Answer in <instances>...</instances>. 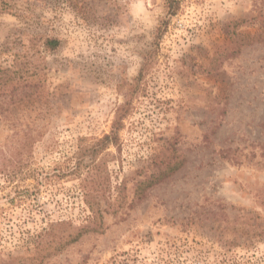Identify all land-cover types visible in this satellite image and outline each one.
Segmentation results:
<instances>
[{"label":"rangeland","instance_id":"rangeland-1","mask_svg":"<svg viewBox=\"0 0 264 264\" xmlns=\"http://www.w3.org/2000/svg\"><path fill=\"white\" fill-rule=\"evenodd\" d=\"M168 1L0 0V264H264V0Z\"/></svg>","mask_w":264,"mask_h":264},{"label":"trees","instance_id":"trees-1","mask_svg":"<svg viewBox=\"0 0 264 264\" xmlns=\"http://www.w3.org/2000/svg\"><path fill=\"white\" fill-rule=\"evenodd\" d=\"M169 4L173 3V1L169 0L168 1ZM170 7V6H169ZM171 9V8H170ZM173 11V12H172ZM175 10L171 9V14L174 13ZM247 39H253V40H261L264 38V30L261 32H256L254 34H248L246 35ZM45 46L48 49H56L59 46V40L56 38H51V39H47L45 41ZM2 73L5 74L4 78H0V82H2L3 80L6 79V82H4L1 87L0 90L2 89L3 91L0 93L1 95H10L12 99H17L18 97H22V88L23 86L21 85L22 83V72L19 69L18 66H16V62L15 64H13V66L6 68V70H2ZM39 84L43 85V79L42 76L39 80ZM21 90V91H20ZM8 92V93H7ZM171 172H161L159 174L158 177L156 178H152L151 181H149L148 183L150 184H155L161 180H163L165 177H167ZM1 264H8L6 261L2 260Z\"/></svg>","mask_w":264,"mask_h":264}]
</instances>
